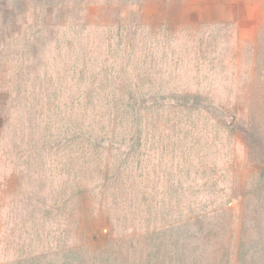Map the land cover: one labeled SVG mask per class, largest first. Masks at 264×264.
Masks as SVG:
<instances>
[{
  "label": "trees",
  "instance_id": "trees-1",
  "mask_svg": "<svg viewBox=\"0 0 264 264\" xmlns=\"http://www.w3.org/2000/svg\"><path fill=\"white\" fill-rule=\"evenodd\" d=\"M75 1L57 0V6L68 3V11L73 12ZM82 2L87 10L99 4L97 0ZM21 3L25 12H33L35 20L25 33L22 30L18 34L22 43L20 53L13 59L6 117L10 119L16 104L23 103V136L29 140L22 139L26 146L20 156L24 159L21 177L25 181L28 171H37L41 181L38 192L24 190L18 197L22 207L35 204L42 210L38 224L41 229H33L41 235L26 231L28 237H35L31 244H39L38 251L47 249L46 243L51 245L47 253L39 252L40 260H49L48 264H81L76 262L80 259L78 252L64 251L68 233L64 222L66 218L79 217L87 200L105 209L107 232L112 239L88 256L87 264H130L124 258L125 252L133 257V264L138 263L139 253L141 264H165L168 259L172 264H187L181 257H185L188 241L193 238L190 223L202 225L201 220L208 218L210 209H228L233 201L229 198L228 203L224 199L220 205L206 203L198 191V187L215 191L213 183L219 177L212 169L210 151L214 144L210 138L212 130H207L210 119L194 104L188 108L187 99L181 94L173 98L184 99L181 106L179 100L173 105L172 98V105L153 104L166 101L168 92L179 90L174 85L178 81L164 77L161 67L168 62L160 66L154 56L151 58L148 44L146 50L143 42H127L125 36L132 37L134 33L122 26L126 19L121 13L119 21L103 28L108 36L105 42H91L89 26L73 24L63 32L65 42L50 44L39 18V11L47 12L46 5L34 6L27 0ZM13 7L6 15L10 28L18 14ZM100 46L101 54L96 56ZM25 47L28 53L24 52ZM34 61L37 85L30 89L32 71L28 64ZM179 62L176 59L172 63L177 66ZM60 65L63 66L57 68ZM231 118L233 123L223 124L225 129L236 121V116ZM200 119H204L205 136L209 137L203 154L198 149ZM199 163L211 171L198 178L194 169ZM255 177L264 179V170ZM55 181L59 184L52 188L49 200L42 193ZM259 189L252 191L259 194ZM215 192L218 199L224 195L222 190ZM198 200L202 206H198ZM55 224V229L50 227ZM207 230L211 231L206 228L200 232L205 243L209 239ZM57 243L59 246L54 247ZM55 248L63 250L52 252ZM25 253L22 263L36 260L37 251ZM241 261L242 254H237L235 264H242Z\"/></svg>",
  "mask_w": 264,
  "mask_h": 264
},
{
  "label": "rangeland",
  "instance_id": "rangeland-1",
  "mask_svg": "<svg viewBox=\"0 0 264 264\" xmlns=\"http://www.w3.org/2000/svg\"><path fill=\"white\" fill-rule=\"evenodd\" d=\"M27 2L38 7L46 5L47 12L39 11L38 14L50 44L65 42L63 32L73 24L89 26L91 42H105L108 36L103 28L119 21L121 13L126 19L122 26L134 33L132 37L125 36L127 42H143L146 50L148 44L152 46L148 52L151 58L154 56L160 66L168 62L161 67L162 73L165 78L178 81L174 85L179 90L168 92L166 101L153 104H169L170 98L181 94L187 99L188 108L194 104L196 109L204 110L202 115L210 119L207 130H212L210 138L214 144L210 151L212 169L215 174L219 173L213 187L215 191L222 190L224 195L218 199L217 195L214 197L215 191L200 187L198 191L206 203L220 205L224 199L228 203L229 198L234 201L228 209H210L208 218L201 220L202 225L190 223L193 238L188 241L189 248L181 259L187 264H235L236 255L242 254V264H264V191L258 188H264V179L255 177L264 170V0H97L99 4L88 10L83 7L82 0H76L73 12L68 11V3L58 7L57 0ZM11 5L18 14L15 26L10 28L6 15ZM107 5H111L110 8ZM32 13L25 12L21 0H0V264H48L49 260L44 261L43 255V261L40 260L39 252L51 250L50 243H46L47 249L44 247L40 251L36 249L39 244H31L35 237H28L26 231L41 235L33 229L36 226L41 229L38 224L42 210L35 204L22 207L18 197L24 190L32 194L38 192L41 181L37 171H28L25 181L21 177L20 166H24V159L20 156L26 146L22 139L29 140L28 136H23V103L16 104L10 119L6 117L13 59L20 53L22 43L18 34L22 30L25 33L30 22L35 20ZM52 48L50 46L49 50ZM24 52L28 53L26 47ZM100 54L101 46L96 56ZM176 59L180 60L177 66L172 63ZM36 63L28 64L32 71L30 89L37 85ZM184 99H173V105L179 100L181 106ZM234 116V124L225 129L223 124L233 123L231 117ZM199 122L197 126L202 133L198 149L203 154L209 137L205 136L204 119ZM201 165L199 163L194 169L198 178L211 171ZM22 181L25 184L20 188ZM58 184L55 181L53 187H45L44 197L51 200V190ZM255 189L261 193H253ZM86 201L79 217L75 215L64 222L68 230L67 250L64 251L68 254V249L78 252L80 259L76 262L81 264H87L88 256L91 257L101 244L112 240L107 232L109 222L105 209ZM197 203L202 206L200 200ZM50 227L55 229L56 224ZM206 228L211 231H206L209 239L205 243L200 232L204 233ZM90 244L95 246L90 247ZM57 246L58 243L54 245ZM30 250L37 251V255L33 254L36 260L22 263L23 255L26 258L25 252ZM62 250L55 248L52 252ZM124 258L133 264L130 254L125 252ZM136 261L135 264L143 261L141 253L136 255ZM165 264H172L171 260Z\"/></svg>",
  "mask_w": 264,
  "mask_h": 264
}]
</instances>
